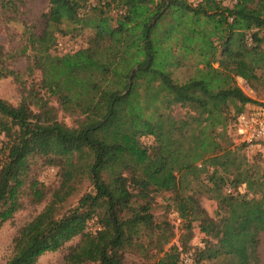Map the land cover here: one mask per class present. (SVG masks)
<instances>
[{
  "label": "trees",
  "instance_id": "1",
  "mask_svg": "<svg viewBox=\"0 0 264 264\" xmlns=\"http://www.w3.org/2000/svg\"><path fill=\"white\" fill-rule=\"evenodd\" d=\"M230 1L48 0L22 48L38 81L15 105L0 98V228L28 190L45 197L5 264H38L75 238L64 264H125L127 254L181 264L187 252L196 263L260 264L264 157L234 139L255 103L237 79L264 91V0ZM65 36L85 45L53 53ZM38 159L57 169L50 190L34 176ZM157 198L177 213L176 240Z\"/></svg>",
  "mask_w": 264,
  "mask_h": 264
},
{
  "label": "rangeland",
  "instance_id": "2",
  "mask_svg": "<svg viewBox=\"0 0 264 264\" xmlns=\"http://www.w3.org/2000/svg\"><path fill=\"white\" fill-rule=\"evenodd\" d=\"M0 0V44L2 45V52L0 53V72L3 74L7 70H12L19 74V79H15L12 75H3L0 77V98L7 100L12 104H17L21 98L22 87H28L32 82H37L40 76L39 71L35 70L32 74H27L25 69L28 64L26 55L22 53V48L26 43V37L30 33L37 34L42 30L43 18L42 13L45 12L48 6V0H8L7 5H2ZM197 1V0H191ZM224 5L231 6L232 1L222 0ZM90 5H94V0H89ZM114 14V11H110ZM61 42L62 47L51 49L53 53H63L66 51L76 50L85 45V36H65L59 38L57 43ZM57 45V44H56ZM28 53H31L28 51ZM238 84L244 92L255 100V103H248L246 106H252L264 102V91H255L249 88L244 80L237 79ZM59 118H62L59 113ZM65 121H69V117H64ZM120 127L126 132L136 130L137 124H130L125 119L119 121ZM141 142L149 144L151 137L140 134ZM137 134V135H138ZM1 138V135H0ZM247 156L254 157L260 153L264 157V146L260 148L248 147L246 148ZM34 176L37 181L43 183L44 191L52 189L57 184V169L51 166H45L42 161L38 159L35 164ZM48 191V190H47ZM49 193V191H48ZM36 190L30 189L22 197V207L15 212L13 217L6 221L0 228V264H5L13 252V238L17 231L28 222L36 213H38L45 205V197L43 199L37 198ZM76 197L71 200L70 204H74ZM203 206L210 214L213 213L214 203L207 198L201 200ZM166 201L162 198H157V205L155 207V215L160 217L165 215L174 224L177 239L179 230V218L177 213L173 210L165 208ZM167 210V211H166ZM202 234L194 229V235L190 241L192 248L201 246ZM77 241L75 238L72 241L65 243L63 247L54 252H46L38 258V264H64V255L68 247ZM193 249H190L192 251ZM258 253L260 256V264H264V232L260 234V241L258 245ZM140 259L137 256L127 254L125 264H138ZM203 264V263H200ZM205 264V263H204ZM208 264V263H206Z\"/></svg>",
  "mask_w": 264,
  "mask_h": 264
},
{
  "label": "built area",
  "instance_id": "3",
  "mask_svg": "<svg viewBox=\"0 0 264 264\" xmlns=\"http://www.w3.org/2000/svg\"><path fill=\"white\" fill-rule=\"evenodd\" d=\"M57 46L62 47L58 42ZM238 130L234 139L235 142H243L247 147L260 148L264 144V102L246 106L238 115ZM181 264H200L196 263L191 252L182 254Z\"/></svg>",
  "mask_w": 264,
  "mask_h": 264
}]
</instances>
